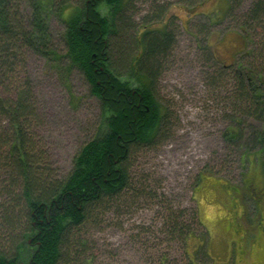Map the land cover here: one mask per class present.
I'll list each match as a JSON object with an SVG mask.
<instances>
[{
	"label": "trees",
	"instance_id": "trees-1",
	"mask_svg": "<svg viewBox=\"0 0 264 264\" xmlns=\"http://www.w3.org/2000/svg\"><path fill=\"white\" fill-rule=\"evenodd\" d=\"M196 1L189 0L186 8H194ZM227 2L226 16L237 21L244 43L254 49H246L234 63L218 61L209 79L214 85L230 77L223 119L231 127L223 132L224 140L243 142L247 145H238L258 152L264 176V0ZM101 5L109 9L108 16L100 13ZM124 5V0H0V264H92L91 258L82 259L85 252L77 251L84 246L81 227L96 218L99 209L121 203L128 207L122 202L125 197L151 195L147 186L136 187L129 168L141 148L154 146L169 130V113L158 102L153 82L174 35L168 24L162 31L144 26L140 35L135 30L126 41L131 26L122 15ZM23 6L30 12H23ZM53 12L64 23L63 55L50 42L46 19ZM202 42L198 38L199 47ZM31 52L65 76L77 70L102 110L96 135L80 147L64 178L52 174L31 135L37 122L25 76ZM250 120L263 128L251 125L243 137L244 123ZM195 208L192 221L203 235ZM186 212H166L165 238L186 242L197 233L187 225ZM196 246L200 253L207 252L206 243ZM166 252H159V264H169Z\"/></svg>",
	"mask_w": 264,
	"mask_h": 264
},
{
	"label": "rangeland",
	"instance_id": "rangeland-1",
	"mask_svg": "<svg viewBox=\"0 0 264 264\" xmlns=\"http://www.w3.org/2000/svg\"><path fill=\"white\" fill-rule=\"evenodd\" d=\"M124 1L122 15L131 26L126 41L135 30L141 33L144 26L162 31L168 24L174 35L153 82L154 94L169 113L170 125L154 146L140 149L129 168L136 187L147 186L151 195L128 199L123 194L122 202L128 207L121 203L97 210L96 218L81 227L84 246L77 251L85 252L82 259L91 258L92 264H159V252L164 250L169 264H264V238L260 231L254 233L257 220L253 203L241 194L250 176L264 190L261 157L255 150H247L243 142L232 145L224 140L223 132L231 127L223 115L228 111L226 98L232 81L224 77L211 85L209 79L215 75L212 71L216 63L218 68V61L234 63L254 45L246 46L237 21L226 16L227 0H204L200 4L199 0L193 2L192 9L186 8L189 0ZM246 6L244 3L239 9ZM22 11L29 13L30 8L23 6ZM99 11L109 15L104 5ZM55 14H47L46 22L52 48L63 55L65 28ZM198 38L204 39L203 47L198 46ZM130 50V55L135 53V49ZM112 57L118 59L114 53ZM25 72L37 118L31 135L40 144L52 174L64 178L80 147L101 125L100 104L77 70L65 76L44 57L31 52ZM251 125L263 128L262 123L250 120L244 123L243 137L250 133ZM203 171L210 176L202 178ZM238 198L245 202L240 210ZM261 205L264 226V201ZM195 206L203 235L192 221ZM182 209L187 211L185 221L190 230L197 233L186 242L165 238L166 212L177 215ZM241 217L247 223L243 232L238 222ZM3 232L0 222V237ZM198 243H206L205 254L200 253Z\"/></svg>",
	"mask_w": 264,
	"mask_h": 264
},
{
	"label": "flooded vegetation",
	"instance_id": "flooded-vegetation-1",
	"mask_svg": "<svg viewBox=\"0 0 264 264\" xmlns=\"http://www.w3.org/2000/svg\"><path fill=\"white\" fill-rule=\"evenodd\" d=\"M202 175H204L205 177L202 178H208V176H210V173L208 175V173L206 171H203ZM201 180V179H200ZM199 180V181H200ZM244 185V191L241 192V194L243 196H245L246 199H249L250 201H252L253 203V212H254V218L255 221L257 220L256 226H255V231H260V233H262V236L264 238V226H263V216L261 214V208H262V203L264 201V195H263V189L262 186L259 185L256 180L254 178H252L251 176L246 179V182L243 184ZM198 183L195 185V189H197L198 187ZM210 191V189H208ZM240 206H239V210L241 209L242 206H245V202H242L241 199H237L236 200ZM246 219H244V217H241L238 219V222L240 224L241 231L243 230L244 226H246ZM243 232V231H242ZM246 233H249V231L247 230Z\"/></svg>",
	"mask_w": 264,
	"mask_h": 264
}]
</instances>
